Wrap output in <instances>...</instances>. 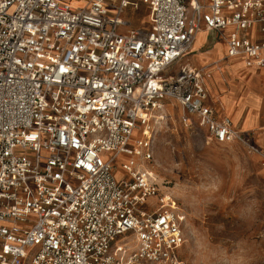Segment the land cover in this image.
Instances as JSON below:
<instances>
[{
  "label": "built area",
  "instance_id": "1",
  "mask_svg": "<svg viewBox=\"0 0 264 264\" xmlns=\"http://www.w3.org/2000/svg\"><path fill=\"white\" fill-rule=\"evenodd\" d=\"M137 2L144 29L125 17ZM202 28L264 71V0H0V264H188L185 213L145 166L167 104L264 167L185 60Z\"/></svg>",
  "mask_w": 264,
  "mask_h": 264
},
{
  "label": "rangeland",
  "instance_id": "2",
  "mask_svg": "<svg viewBox=\"0 0 264 264\" xmlns=\"http://www.w3.org/2000/svg\"><path fill=\"white\" fill-rule=\"evenodd\" d=\"M203 139L173 116L154 135L145 163L185 213L182 257L188 264H264V167L239 143ZM130 159L137 161L116 160L118 173Z\"/></svg>",
  "mask_w": 264,
  "mask_h": 264
},
{
  "label": "crops",
  "instance_id": "3",
  "mask_svg": "<svg viewBox=\"0 0 264 264\" xmlns=\"http://www.w3.org/2000/svg\"><path fill=\"white\" fill-rule=\"evenodd\" d=\"M190 1L186 0L189 9ZM198 1L203 5L208 2ZM147 15V7L140 2L132 3L125 13L126 19L135 28L146 27ZM137 20L142 24L136 25ZM228 31L229 29L218 33L202 28L197 37L195 36L196 40L194 39L185 60L204 69V82L208 89L207 103L217 115L228 117L232 126L247 135L264 153V71L245 66L242 57L224 58L226 44L223 35ZM249 36L255 40L262 38L255 30H250ZM195 55L198 62L191 61V57ZM167 109L179 121L181 107L172 101L167 104ZM253 155L257 159L260 157L258 154Z\"/></svg>",
  "mask_w": 264,
  "mask_h": 264
},
{
  "label": "bare ground",
  "instance_id": "4",
  "mask_svg": "<svg viewBox=\"0 0 264 264\" xmlns=\"http://www.w3.org/2000/svg\"><path fill=\"white\" fill-rule=\"evenodd\" d=\"M200 31H198L197 33H196V37H197V35H198V33H199ZM196 40V39H195ZM213 73V72H212ZM229 75V74H228ZM212 85H214V84H212Z\"/></svg>",
  "mask_w": 264,
  "mask_h": 264
}]
</instances>
